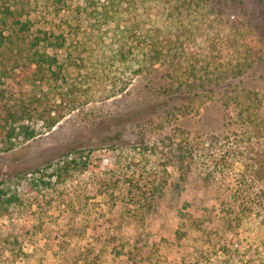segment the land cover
Here are the masks:
<instances>
[{
	"label": "rangeland",
	"instance_id": "1",
	"mask_svg": "<svg viewBox=\"0 0 264 264\" xmlns=\"http://www.w3.org/2000/svg\"><path fill=\"white\" fill-rule=\"evenodd\" d=\"M105 1L0 0V264H264V0Z\"/></svg>",
	"mask_w": 264,
	"mask_h": 264
},
{
	"label": "trees",
	"instance_id": "2",
	"mask_svg": "<svg viewBox=\"0 0 264 264\" xmlns=\"http://www.w3.org/2000/svg\"><path fill=\"white\" fill-rule=\"evenodd\" d=\"M219 1H220V3H222L221 0H219ZM114 5H115L114 0H106L105 2H102L101 4H99L90 13L91 14H97L101 19H110V18L114 19L115 18L114 14L116 13V11H113ZM4 11L2 12V15L0 16V50L3 47H5L7 45V43L11 40L12 33L9 31L10 27H9L8 21L10 18L15 20V12L11 8V6L5 7ZM16 21H17L16 23L19 25L18 31L20 33H25V32L30 31V21L29 20L20 21V20L16 19ZM40 32H42V35L41 36L38 35L35 37V39H33L32 44H31L32 46H38L41 44L50 43L51 39L49 36V30H41ZM164 41H166L165 38L161 42H157V43L155 42L154 45L155 46L163 45ZM56 46L60 47V48L65 47V37H63L62 34L59 36V38H57ZM36 53H39L38 50L36 51ZM149 54H150V52H149ZM39 56H40V59L36 60V61H39L40 63H43V64H48L49 66H52L53 64L58 62V59L56 56L49 57L47 54H44V55L41 54ZM151 58H154V54H151ZM154 61H156V60H154ZM141 71H143V68L141 69ZM208 85H210L208 82H205L203 84L204 87H207ZM81 99H83V97L77 96L76 101L74 100V105L72 107V110L77 108L76 105H80ZM145 110H146V108L143 109V111H145ZM62 117H63V115H61L60 117H57L55 120L49 122L47 124V128L49 130L52 129L56 125V123H58L59 120H61ZM13 130H15V129H13ZM20 133H22L25 136V138L28 140L33 139L37 135L36 130L30 129L28 127L22 128V131H20ZM245 255H246L245 252L242 253L241 251H239V249H235V250L231 251V254L229 255V257H232V258L237 257L238 258V261H235V264H244L246 261Z\"/></svg>",
	"mask_w": 264,
	"mask_h": 264
}]
</instances>
